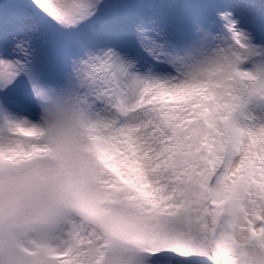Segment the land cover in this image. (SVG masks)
I'll list each match as a JSON object with an SVG mask.
<instances>
[{
	"label": "snow or ice",
	"instance_id": "obj_1",
	"mask_svg": "<svg viewBox=\"0 0 264 264\" xmlns=\"http://www.w3.org/2000/svg\"><path fill=\"white\" fill-rule=\"evenodd\" d=\"M0 264H264V0H0Z\"/></svg>",
	"mask_w": 264,
	"mask_h": 264
}]
</instances>
